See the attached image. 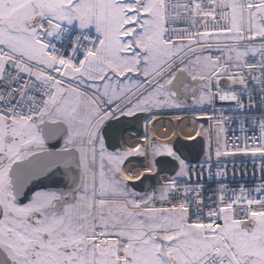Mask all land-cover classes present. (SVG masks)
<instances>
[{
  "label": "snow or ice",
  "instance_id": "1",
  "mask_svg": "<svg viewBox=\"0 0 264 264\" xmlns=\"http://www.w3.org/2000/svg\"><path fill=\"white\" fill-rule=\"evenodd\" d=\"M0 264H264V0H0Z\"/></svg>",
  "mask_w": 264,
  "mask_h": 264
},
{
  "label": "bare ground",
  "instance_id": "2",
  "mask_svg": "<svg viewBox=\"0 0 264 264\" xmlns=\"http://www.w3.org/2000/svg\"><path fill=\"white\" fill-rule=\"evenodd\" d=\"M178 116H185L183 113H165L161 114L154 121L147 122L146 126L144 122H141L140 125H137L133 129H129L123 137L121 138L118 148L128 149L130 146H135L137 144H143V137L153 136L160 143H173L177 138L185 143H194L187 141L185 136L187 133L191 132L193 128L197 127L196 124H192L191 121L193 119L192 114H187L183 120L180 122L178 120ZM205 127H207V123H205ZM198 156L197 152H194L192 155V162L195 163ZM199 159L202 160L203 157L199 156ZM141 163H147L144 157H131L130 162L127 164L129 169L140 170ZM231 168V165H229ZM237 170H239V165H237ZM248 171H251L250 165L248 166ZM167 176H163V180H167ZM239 180V177H237ZM249 184H252L253 180L251 177L245 178ZM244 180H240V183H244ZM139 183V182H137ZM147 183V182H146ZM214 187V185H212Z\"/></svg>",
  "mask_w": 264,
  "mask_h": 264
},
{
  "label": "built area",
  "instance_id": "3",
  "mask_svg": "<svg viewBox=\"0 0 264 264\" xmlns=\"http://www.w3.org/2000/svg\"><path fill=\"white\" fill-rule=\"evenodd\" d=\"M70 30H71V32L73 33V34H77L78 32H79V30H76V29H73V28H71L70 27ZM92 34V33H91ZM93 36L95 35V34H92ZM250 167H251V170H252V166L250 165ZM259 181L258 180H253V182H252V184H255V183H258Z\"/></svg>",
  "mask_w": 264,
  "mask_h": 264
},
{
  "label": "rangeland",
  "instance_id": "4",
  "mask_svg": "<svg viewBox=\"0 0 264 264\" xmlns=\"http://www.w3.org/2000/svg\"><path fill=\"white\" fill-rule=\"evenodd\" d=\"M73 26H78V25H76V24L74 23Z\"/></svg>",
  "mask_w": 264,
  "mask_h": 264
}]
</instances>
